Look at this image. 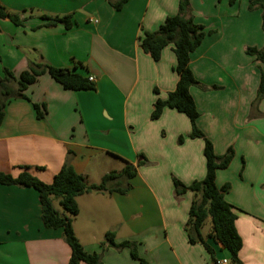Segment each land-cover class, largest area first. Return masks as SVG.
I'll list each match as a JSON object with an SVG mask.
<instances>
[{
	"label": "crops",
	"instance_id": "1",
	"mask_svg": "<svg viewBox=\"0 0 264 264\" xmlns=\"http://www.w3.org/2000/svg\"><path fill=\"white\" fill-rule=\"evenodd\" d=\"M179 1L129 0L117 11L108 0H0L27 18L24 26L0 19L1 78L8 69L18 79L31 63L42 61L95 78V90L70 91L45 74L24 92L27 99L7 103L0 173L17 177L29 167L50 184L69 161L93 185L122 171L124 161L138 166L142 155L148 161L138 167L127 194L88 193L77 199L76 237L86 252L102 254L104 264H142L128 248L103 250L110 231L117 243H136L146 264H230V253L209 238L212 225L202 234L214 258L202 244L190 243L185 227L194 195L175 194L174 178L186 185L205 178L204 141L190 137L189 118L176 110L166 108L159 119L152 118L157 100L176 89L177 61L173 46L155 61L143 51L141 38L178 14ZM230 1L191 0L195 22L214 33L190 62L196 79L209 89L194 86L190 92L200 112L198 126L216 154L235 150L229 168L217 172L216 184L231 186L225 199L240 211V260L264 264V100L262 116L250 118L264 64L246 53L248 47H264L262 10L251 11L250 0ZM44 15H70L73 27H46ZM34 104L41 112L46 106L42 119ZM70 258L63 230L44 226L38 192L0 184V264H68Z\"/></svg>",
	"mask_w": 264,
	"mask_h": 264
},
{
	"label": "trees",
	"instance_id": "2",
	"mask_svg": "<svg viewBox=\"0 0 264 264\" xmlns=\"http://www.w3.org/2000/svg\"><path fill=\"white\" fill-rule=\"evenodd\" d=\"M108 1L115 10L119 11L129 0ZM230 3L232 5L235 4V0H231ZM249 9L251 11L262 10V29L264 31V0H250ZM0 19L10 20L17 26H24L27 20V18L19 14L11 13L1 5ZM41 19L45 22L44 26L46 27L63 25L66 30H70L73 27L72 16L70 15L63 17L44 15ZM213 33V31L206 32L203 26L195 22L192 15L191 0H180L178 14L168 17L157 31L145 32L141 38V47L155 61H159L163 50L173 46L177 61L174 68L179 77L176 89L169 93L166 100H157L152 118L154 120L159 119L166 108L176 110L189 118L192 128L190 137L192 139H202L205 143L204 155L207 163L205 178L200 181H194L190 185H186L176 178L173 179L176 196H181L188 192L194 195L189 219L185 227L189 241L191 244H202L214 258L215 250L207 243L202 234L206 221L210 219L212 231L209 234V238H213L222 249L230 253V264H242L239 255L244 243L236 226L240 211L225 199V194L230 190L231 186L226 185L219 188L216 184L217 172L229 168L234 159L235 150L231 147L223 156L216 154L212 141L198 126L200 112L190 92L194 86L202 90L209 89L196 79L190 67V62L191 54L202 45L208 35ZM246 53L255 57L256 61L264 64V47L262 49L248 47ZM3 72L4 78L0 77V126L5 117L7 103L11 99H27L24 92L45 74L50 75L66 90H95V84L90 82L89 78L73 74L66 69L53 67L43 61L31 63L28 70L23 72L18 79L8 69H4ZM212 88L218 89V87ZM262 100H264V72H261L258 95L252 104L251 118L262 116L259 112V104ZM42 107L43 112H41V107L38 104H34L39 119H42L47 112L46 106L43 105ZM183 142L184 139L181 138L179 143ZM124 162L126 166L122 171L110 172L103 177L100 184H88L86 178L78 174L69 161L64 164L50 184L33 175L29 167L22 168V172L17 177L0 173V184L32 188L38 192L44 226L47 229H62L64 232L65 242L71 249V258L68 264H104L102 254L86 252L76 237L73 224L74 219L80 213L77 199L88 193L117 192L122 195L127 194L130 187H121V180L129 181L135 178L138 173V167L147 165L148 161L142 155L138 166L127 161ZM54 200L59 201L60 206L68 216L60 214L55 209ZM101 245L103 250L110 248L123 250L128 248L133 259L146 264L138 255L137 244L130 241L117 243L116 233L113 231L106 233Z\"/></svg>",
	"mask_w": 264,
	"mask_h": 264
},
{
	"label": "rangeland",
	"instance_id": "3",
	"mask_svg": "<svg viewBox=\"0 0 264 264\" xmlns=\"http://www.w3.org/2000/svg\"><path fill=\"white\" fill-rule=\"evenodd\" d=\"M29 12H31V10H29ZM196 87V86H195ZM251 118V117H250ZM118 160L119 161H116L117 162V165H118V167H121L122 166V158L121 159H119L118 158ZM136 166V165H135ZM134 179V178H133ZM133 179H131V180H129V181H127V180H125V179H122L121 180V182H120V184H121V187H126V186H129L130 187V190L132 189V184H131V181L133 180ZM129 190V191H130ZM128 191V192H129ZM54 207H55V209L60 213V214H62V215H67L68 216V214L64 211V209L60 206V204H59V201L58 200H54ZM210 229H211V220L210 219H208L207 221H206V223H205V225H204V227H203V233H207V231H210ZM21 262H22V260H21Z\"/></svg>",
	"mask_w": 264,
	"mask_h": 264
},
{
	"label": "built area",
	"instance_id": "4",
	"mask_svg": "<svg viewBox=\"0 0 264 264\" xmlns=\"http://www.w3.org/2000/svg\"><path fill=\"white\" fill-rule=\"evenodd\" d=\"M89 81L90 82H95V78L94 77H89ZM216 264H229V262L227 260H223V261H219Z\"/></svg>",
	"mask_w": 264,
	"mask_h": 264
}]
</instances>
